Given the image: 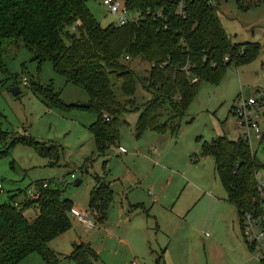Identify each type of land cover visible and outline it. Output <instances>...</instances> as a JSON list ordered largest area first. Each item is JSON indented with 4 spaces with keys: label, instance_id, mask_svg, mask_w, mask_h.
Segmentation results:
<instances>
[{
    "label": "rangeland",
    "instance_id": "1",
    "mask_svg": "<svg viewBox=\"0 0 264 264\" xmlns=\"http://www.w3.org/2000/svg\"><path fill=\"white\" fill-rule=\"evenodd\" d=\"M87 6L102 27L114 24L115 17L107 13L102 0H89ZM216 13L232 43L261 44L256 59L237 69L229 67L216 86L201 83L175 136L168 131L163 135L148 131L134 138L139 113L124 115L129 126L119 129L123 154L114 148L107 156L96 154L88 131L95 120L93 112L48 108L29 90L31 81L41 86L52 85L54 93L58 92L60 101L68 107L72 103L86 105L88 97L81 88L67 84L51 64L31 61V54L20 41L3 42L6 74L0 75V127L10 135L26 136L47 147L53 145L58 157L54 159L56 165L50 166L53 157L38 155L31 146L16 145L0 159V204L19 205L24 193L31 196L43 181L53 187L54 182L63 179L65 183L59 187L62 198L92 216L88 200L95 175L99 176V183L108 182L113 191L104 224H96L92 231L86 232L68 215L70 230L49 244L56 256H69L72 243L83 241L97 254L95 264H154L159 254L163 260L160 264H243L244 258L235 248V242L242 241L237 212L230 206L220 211L208 201L211 196L224 198V191L213 157H202L200 146L222 134V130L230 140H237L240 131L230 114L232 104L240 96H249L254 88L264 89V71L260 68L264 62V3L241 12L234 1L221 0ZM122 62L137 78L133 105L141 107L151 98V93L144 90L149 64L142 57ZM23 78L27 80L24 86ZM111 80L115 95L122 100L121 81L114 77ZM14 87L19 89L17 96L10 93ZM250 150L264 165V143L253 139ZM257 179L264 184V170L258 172ZM75 180L80 183L75 185ZM137 204L140 207L134 210L132 207ZM37 213V209L29 208L23 216L33 221ZM226 217L235 221L224 225L221 219ZM212 226L217 229L215 232ZM212 235L216 241L205 247L202 243ZM256 253L248 252L252 262L264 264ZM19 264L46 263L39 255L31 254ZM56 264L74 263L62 260Z\"/></svg>",
    "mask_w": 264,
    "mask_h": 264
},
{
    "label": "trees",
    "instance_id": "2",
    "mask_svg": "<svg viewBox=\"0 0 264 264\" xmlns=\"http://www.w3.org/2000/svg\"><path fill=\"white\" fill-rule=\"evenodd\" d=\"M220 1L123 0L125 8L139 13L141 19L121 27H102L89 11V0H0V75L6 74L3 42L20 41L31 54V61L51 64L67 84L81 88L88 97V108L83 111L95 115L88 131L99 156L117 148L119 129L128 125L123 120L127 113H139L134 138L148 131L160 135L168 131L175 136L201 83L218 85L229 67L237 69L253 63L261 51L258 42H231L216 13ZM232 1L241 12L264 3ZM135 57H142L150 66L144 90L151 93V98L141 107L133 105L137 78L122 62ZM111 77L121 81L119 91L124 100L115 95ZM29 90L48 108L69 109L52 85L31 81ZM16 145L31 146L38 155L53 157L49 165H56L58 156L53 145L47 147L26 136L10 135L0 127V159ZM200 152L203 157H213L227 201L238 212L242 241L253 251L244 226L247 216L256 225L264 223V194L256 179L264 165L241 137L233 141L220 136L202 142ZM94 182L88 206L95 223L101 225L113 191L108 182L99 183L97 175ZM41 184L33 195L24 193L19 205L0 204V264H19L31 254L39 255L46 264L61 259L95 264L97 254L88 243H74L72 253L64 257L56 256L48 247L70 230L68 215L73 204L62 198L60 185L43 188ZM29 208L38 212L33 221L23 216ZM154 261L162 262L160 256Z\"/></svg>",
    "mask_w": 264,
    "mask_h": 264
},
{
    "label": "built area",
    "instance_id": "3",
    "mask_svg": "<svg viewBox=\"0 0 264 264\" xmlns=\"http://www.w3.org/2000/svg\"><path fill=\"white\" fill-rule=\"evenodd\" d=\"M103 6L107 9V13L115 17L113 25L121 27L133 22L139 21L141 15L125 8L123 0H102ZM264 24V19L262 20ZM128 58H125L127 60ZM197 79H193L195 82ZM27 84V80L23 78V86ZM231 108V116L236 120L240 137L250 146L251 140H259L262 142L264 138V90L254 88V91L247 97L240 96ZM74 178L72 175L71 179ZM65 183L63 179L57 180L53 185H61ZM52 185L50 182L43 181L41 187L47 188ZM263 190V187L261 188ZM36 192H32L33 195ZM70 216L83 226L86 232L92 231L95 226L94 218L78 209H71ZM245 237L246 241L254 246L256 258L259 261L264 260V223L255 224L251 216L245 219Z\"/></svg>",
    "mask_w": 264,
    "mask_h": 264
},
{
    "label": "crops",
    "instance_id": "4",
    "mask_svg": "<svg viewBox=\"0 0 264 264\" xmlns=\"http://www.w3.org/2000/svg\"><path fill=\"white\" fill-rule=\"evenodd\" d=\"M264 19V18H263ZM263 24V23H262ZM264 25V24H263ZM253 42H255V41H253ZM253 42H250V43H253ZM259 43V42H258ZM260 44V43H259ZM260 46H261V44H260ZM150 67V66H149ZM260 68L264 71V62H261L260 63ZM258 89H262V88H259L258 87ZM264 90V89H263ZM88 100V99H87ZM122 100H124V99H122ZM233 106V105H232ZM232 108V107H231ZM230 114H231V109H230ZM136 121H137V118H136ZM136 121H135V123H136ZM126 122V121H125ZM127 123V122H126ZM136 125V124H135ZM128 126H129V123H128ZM240 133L241 132H239V134H238V138L237 139H239L240 138ZM220 136H226L225 135V132L222 130V134H220V135H218L217 137H220ZM216 137V138H217ZM228 137V136H227ZM214 139V138H213ZM234 141V140H233ZM259 143H264V142H260L259 140H257ZM204 142H206V141H204ZM250 147V146H249ZM114 149H117V152L119 153V154H123L124 153V150L119 146V143H118V146H117V148H114ZM253 152V151H252ZM203 157V156H202ZM193 161H196L197 160V158H196V156H193ZM214 160V159H213ZM197 162V161H196ZM195 163V162H194ZM215 168V167H214ZM258 174V173H257ZM257 179V178H256ZM257 181H258V179H257ZM219 182V181H218ZM259 182V181H258ZM260 184V183H259ZM260 186L261 187H263V190H261V193H262V195L264 194V184L263 185H261L260 184ZM222 187V186H221ZM111 188V187H110ZM224 191V190H223ZM151 192H148V195L149 196H151ZM153 201H156V199H154ZM208 201L210 202V204L212 203L213 205H216L217 207H218V209L221 211L222 209H225V207H227V206H230L229 208H232V210L233 209H235V207L231 204V203H229L228 201H227V197H226V194H225V192H224V198H218V197H214V196H211L210 197V199H208ZM211 204V205H212ZM73 208L72 209H76L75 208V206L73 205L72 206ZM140 207V205L139 204H137V205H135V206H133L132 208L135 210V209H137V208H139ZM107 211H108V209H107ZM263 211H264V206H263ZM235 212H237L236 211V209H235ZM106 214H107V212H106ZM237 217H238V212H237ZM107 218V217H106ZM106 218H105V220H106ZM104 220V221H105ZM222 220V222H224V225H227V224H229L231 221H235V219H231V218H229V217H226V218H223V219H221ZM104 224V222L101 224V225H103ZM100 225V226H101ZM238 227H239V218H238ZM212 228V231L213 232H215V230H217V229H215V227L214 226H212L211 227ZM240 228V227H239ZM67 233V232H66ZM65 234V233H64ZM64 234H62V235H64ZM62 235H60V236H62ZM59 236V237H60ZM58 237V238H59ZM216 241V237L214 236V235H212V237H210L209 236V238H208V240L207 241H205V242H203L202 244L205 246V247H209V246H211L212 245V243H214ZM52 242V241H51ZM50 242V243H51ZM79 242H83V241H77V242H74V243H79ZM49 243V244H50ZM74 243H72V245L74 244ZM85 243V242H84ZM235 243H238V244H235L236 245V247L235 248H237V250H238V252L242 255V258H244L243 259V264H254V262H252L253 260H252V258H250V255L248 254V252H250V253H252V251H250L249 249H248V247H247V245H246V243H244V241H241V240H239L238 239V242H235ZM72 245H71V247H72ZM48 247H49V245H48ZM50 248V247H49ZM51 250H52V248H50ZM254 251V250H253ZM60 255V254H59ZM158 256H160L161 257V260H162V255L161 254H159V255H157L156 257H155V259L158 257ZM154 259V260H155ZM60 261H62V260H60ZM163 261V260H162ZM154 263H155V261H154Z\"/></svg>",
    "mask_w": 264,
    "mask_h": 264
},
{
    "label": "water",
    "instance_id": "5",
    "mask_svg": "<svg viewBox=\"0 0 264 264\" xmlns=\"http://www.w3.org/2000/svg\"><path fill=\"white\" fill-rule=\"evenodd\" d=\"M10 93L13 96H17V94L19 93V89L17 87L10 89ZM68 108H79V109H86L88 108V103H86V105H78L77 103H72L70 104V106H68ZM80 183L79 180H75L74 184L78 185Z\"/></svg>",
    "mask_w": 264,
    "mask_h": 264
}]
</instances>
